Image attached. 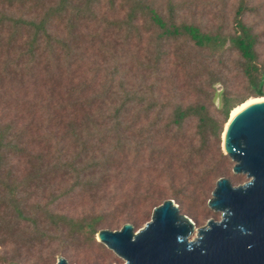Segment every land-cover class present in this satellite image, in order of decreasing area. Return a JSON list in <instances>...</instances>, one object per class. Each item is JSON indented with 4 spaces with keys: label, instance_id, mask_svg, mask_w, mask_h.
I'll list each match as a JSON object with an SVG mask.
<instances>
[{
    "label": "trees",
    "instance_id": "16d2710c",
    "mask_svg": "<svg viewBox=\"0 0 264 264\" xmlns=\"http://www.w3.org/2000/svg\"><path fill=\"white\" fill-rule=\"evenodd\" d=\"M233 2L228 28L207 29L185 16L190 0H0V246L15 251L0 264L28 262L23 249L53 264L65 240L92 245L242 179L221 134L247 97L227 75L264 96V59L245 21L256 6ZM72 195L109 210H53Z\"/></svg>",
    "mask_w": 264,
    "mask_h": 264
},
{
    "label": "water",
    "instance_id": "95a60500",
    "mask_svg": "<svg viewBox=\"0 0 264 264\" xmlns=\"http://www.w3.org/2000/svg\"><path fill=\"white\" fill-rule=\"evenodd\" d=\"M221 148L234 163L232 172L247 181L233 186L226 177L216 180L207 205L221 213L218 221L195 228L174 200L166 199L142 228L125 223L118 230L101 229L96 240L123 264H264V99L228 117ZM56 264L68 262L59 256Z\"/></svg>",
    "mask_w": 264,
    "mask_h": 264
},
{
    "label": "rangeland",
    "instance_id": "374dc122",
    "mask_svg": "<svg viewBox=\"0 0 264 264\" xmlns=\"http://www.w3.org/2000/svg\"><path fill=\"white\" fill-rule=\"evenodd\" d=\"M192 1L191 5H188L187 9L184 10L185 16L188 19H192L196 21V23H200L207 29L216 27L218 25H224L226 29L229 26V21L232 15V9L234 6L233 0L222 4L219 0H190ZM194 1V2H193ZM251 5L256 6L257 12L248 15L245 18L247 24L251 25L254 31L259 36V45H258V52L260 54V58L264 59V0H250ZM228 85L229 90L232 91V96L237 98L242 97H256L253 95L251 90L248 88L246 82L244 80L234 74H228ZM216 92H220L223 90V86L220 83L214 85ZM193 98H189L192 100ZM246 99V100H247ZM218 105V100H215V106ZM242 179L232 185L237 186L245 181L247 178L244 174ZM231 182V181H230ZM216 183V182H215ZM131 183H127L120 193H125L126 188L129 189ZM162 187V186H161ZM215 187V185H214ZM213 187V189H214ZM163 195H169V188L166 186L162 188ZM142 191V189H141ZM139 191V192H141ZM212 192V191H211ZM211 192L209 194V198L211 197ZM208 198V199H209ZM170 199V198H169ZM207 199V201H208ZM207 201L200 202V201H187L185 205V210H182L181 213L188 216L195 224V228H200L206 225L207 221L212 219L218 221L221 218V213L216 212L210 209L207 205ZM175 202V201H174ZM176 203V202H175ZM177 204V203H176ZM53 210L58 213L66 214L70 217L78 218L85 215L101 213L109 210L107 207H103L100 204H95L88 199H84L78 196H69L61 198L57 203L53 205ZM134 212H141L143 207L136 206L130 209ZM152 214V212H151ZM151 218L144 221L137 227H134L135 230H138L144 226L146 222H148ZM107 229V228H103ZM101 230V229H100ZM111 230V229H109ZM118 230V229H116ZM196 237V232H194L190 239ZM92 245H80L77 243L72 242L71 240H65V243L61 246L63 251L58 252L55 256V261L53 264H56L57 257L62 256L64 257L68 264H123L124 260L116 255L111 249L107 248L103 243L98 242ZM46 252V250H44ZM7 250H5L4 246H0V255H6ZM15 252V251H14ZM13 249L8 250V255L14 254ZM21 252V259H26L28 262L24 263L23 261L19 260L20 264H37L40 262L38 261L39 258L43 255L42 252L38 250H20ZM41 264V263H40Z\"/></svg>",
    "mask_w": 264,
    "mask_h": 264
},
{
    "label": "bare ground",
    "instance_id": "6f19581e",
    "mask_svg": "<svg viewBox=\"0 0 264 264\" xmlns=\"http://www.w3.org/2000/svg\"><path fill=\"white\" fill-rule=\"evenodd\" d=\"M264 98L260 97H251L245 100L244 102L240 103L239 105L235 106L230 112L229 117H233L238 111H240L242 108L246 107L247 105L263 100Z\"/></svg>",
    "mask_w": 264,
    "mask_h": 264
}]
</instances>
